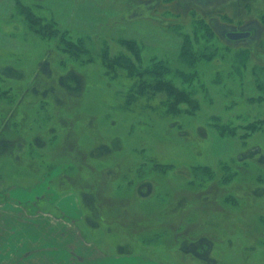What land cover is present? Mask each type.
I'll list each match as a JSON object with an SVG mask.
<instances>
[{"label": "rangeland", "instance_id": "1", "mask_svg": "<svg viewBox=\"0 0 264 264\" xmlns=\"http://www.w3.org/2000/svg\"><path fill=\"white\" fill-rule=\"evenodd\" d=\"M8 238L18 263L264 264V0H0Z\"/></svg>", "mask_w": 264, "mask_h": 264}, {"label": "crops", "instance_id": "2", "mask_svg": "<svg viewBox=\"0 0 264 264\" xmlns=\"http://www.w3.org/2000/svg\"><path fill=\"white\" fill-rule=\"evenodd\" d=\"M6 242H7V244H10L9 249H11V245H12V249L13 250H9L8 248H7V250H0V264H28V263H24L25 261L23 263H18V261L20 262L21 260L29 259V257H31L30 256V253L16 252L14 250V247H15L14 245L16 244V243H14V240H11V239L8 238V241H6ZM0 249H2V248L0 247ZM98 254L104 258V261L101 259L102 257L99 258L98 261H96V259L95 260L93 259L95 261L94 262L95 264H104V262H105V264H108V263L109 264H112V263H110L111 261H108L110 259V257H108L107 254L105 255V253H102V252H98ZM34 255L35 256L37 255L38 256V259H41L42 260L40 262V264H46L47 263L46 260L48 259V257H47V255H46L45 252H42V253L41 252H38V253H36ZM146 259H142L139 256L138 257H135V261L133 262V264H143L141 261L142 260H145L146 261ZM55 260H58V259L57 258L56 259L54 258V260L52 262H50L49 264H52V263L53 264H63L61 261H56L55 262ZM71 260H76L77 262L75 264H79L78 263V261H79V257L78 256L76 258L71 257ZM118 260H121V258H119ZM83 261H85V260H83ZM94 263L91 262V261H89L88 264H94ZM120 263L121 264H129V263H123L121 261H120ZM71 264H73V263H71ZM81 264H84V262H82ZM147 264H151V263L148 261Z\"/></svg>", "mask_w": 264, "mask_h": 264}, {"label": "water", "instance_id": "3", "mask_svg": "<svg viewBox=\"0 0 264 264\" xmlns=\"http://www.w3.org/2000/svg\"><path fill=\"white\" fill-rule=\"evenodd\" d=\"M227 37L232 40L247 38L251 35V31L239 30L227 32Z\"/></svg>", "mask_w": 264, "mask_h": 264}]
</instances>
